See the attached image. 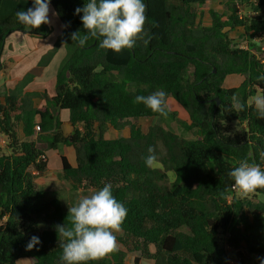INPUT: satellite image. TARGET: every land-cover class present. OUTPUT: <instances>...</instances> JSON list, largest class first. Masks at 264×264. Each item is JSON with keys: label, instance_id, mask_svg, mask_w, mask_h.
<instances>
[{"label": "trees", "instance_id": "1", "mask_svg": "<svg viewBox=\"0 0 264 264\" xmlns=\"http://www.w3.org/2000/svg\"><path fill=\"white\" fill-rule=\"evenodd\" d=\"M175 1L145 0L147 19L136 46L114 53L100 48L95 38L83 48L72 42L73 32L84 31L82 13L74 10L87 0H51L73 48L56 73L52 96L24 87L40 75L59 44L0 103V131L6 137L5 148L0 147V264L23 258L30 264H58L57 225L71 226L70 215L60 199H40L36 178L48 172L47 151L62 145L74 150V164L60 153L61 174L74 190L111 183L113 195L128 209L117 235L124 249L89 264H128V253L135 254L131 264H260L264 199L236 195L227 173L242 160L264 167V119L251 106L255 95L264 94V82L256 79L264 73V59L250 45L238 46L226 29L242 28L264 40V0ZM209 1L225 2L226 11L211 9L210 24L203 25L199 8ZM237 5L254 15L238 14ZM31 6L32 0H0V55L14 31L48 33V25L26 31L27 25L18 22L16 11ZM233 74L242 81L225 87V78ZM160 88L182 106L187 118L179 122L194 139L159 124L145 132L137 123L160 115L134 97ZM35 96L45 99L43 106H34ZM237 101L248 105L243 112L235 108ZM61 110L69 113L68 136ZM167 117L178 120L179 111L169 107ZM233 122L239 130L231 128ZM109 128H127L128 134L105 138ZM149 146L162 169L146 167ZM170 169L177 177L168 186ZM253 193L264 198V188ZM32 235L42 243L28 249ZM227 246L235 251L234 262Z\"/></svg>", "mask_w": 264, "mask_h": 264}, {"label": "clouds", "instance_id": "2", "mask_svg": "<svg viewBox=\"0 0 264 264\" xmlns=\"http://www.w3.org/2000/svg\"><path fill=\"white\" fill-rule=\"evenodd\" d=\"M238 11L239 5H237ZM50 12L58 15L51 8V0H32V6L26 10L16 11L19 23L39 28L50 25ZM84 31L79 30L71 34L72 42L83 48L92 39L100 41V48L120 53L125 49H133L137 39L144 32L147 19V5L145 0H87L83 7H77L74 14H81ZM240 14V13H238ZM145 41V44L149 43ZM256 79L264 82V73ZM134 102L143 104L152 113L166 117L169 110L168 94L158 89L149 95H136ZM248 105L236 102L235 108L243 112ZM258 119H264V94L257 95L252 105ZM148 155L144 158L146 167L157 170L163 168L154 147L149 146ZM264 160V151L261 152ZM227 176L234 182V186L241 192L250 193L258 188H264V167L247 160L239 162L238 166L228 171ZM170 182L177 177L175 169L167 171ZM128 209L113 195L111 183H105L102 188L91 195L79 198L70 208L71 226L65 223L57 225L61 236L59 247L62 254L58 264H89L98 261L106 255L118 250L117 233L127 216ZM39 236L32 235L26 245L28 249L41 245ZM264 264V257L258 258Z\"/></svg>", "mask_w": 264, "mask_h": 264}, {"label": "rangeland", "instance_id": "3", "mask_svg": "<svg viewBox=\"0 0 264 264\" xmlns=\"http://www.w3.org/2000/svg\"><path fill=\"white\" fill-rule=\"evenodd\" d=\"M170 2L175 3L176 1L170 0ZM51 8L54 9L52 6H51ZM245 8L246 7L239 5L241 15H243V14L244 15H250V16L254 15V13L251 12V10L247 11ZM211 9L215 10L219 13H225V11H226L225 2L210 1V2L202 5L199 8V10L201 11L200 21L203 25H209L210 24L209 11ZM54 11L56 12V10H54ZM49 15H50V19H51V24L48 25L49 26L48 33L45 36H39V35H35V34H28V36L33 35V36H37V37H43L42 40L44 41L48 37H50L51 35H54L55 33L59 32V25H64L62 20L60 19V17L58 15L53 16L51 12ZM29 30L32 31L33 28H31L30 26H27L26 31H29ZM226 31H227L229 38H231L233 40V42H235L238 46H244L245 47L246 45H250L252 47V50H253V48L255 49L254 52L256 53V55L260 59H264V40H257L254 37L251 38L249 36V34L245 33L242 30V28H237V29H233V30L226 29ZM24 33L27 34L29 32H24ZM24 33L20 32V31H14L6 37V39H5V43H6L5 51L7 53L11 50V48H13L15 50V52H22L28 46L29 42L24 43L22 40L23 35H25ZM56 44H59V46H61V47L63 44L65 50L68 52L67 54L70 53V50L73 48V46L71 44V41L68 38V35L66 34V28L62 34H60L59 36L56 37V39L54 41V45L44 55H46V54L48 55V53L55 48ZM29 46H30V44H29ZM58 47L56 48L55 52L57 51ZM41 58H40V60H41ZM63 61L64 60H62V62ZM62 62H61V64H62ZM5 63L9 64L10 62H8L6 60ZM37 63H39V62H37ZM61 64H60V66H61ZM60 66H59V68H60ZM39 76L40 75L35 76V77H39ZM228 77H229L228 81L224 82V86H226V87L237 86L243 79V77L241 75H237V74L229 75ZM2 95H3L2 92H0L1 97H2ZM256 96L257 95H255L254 97H256ZM254 97H253V99H254ZM168 102H169V105L172 109L179 111V119L178 120L177 119H170L167 116L166 117L158 116V117L142 118V119H139L137 121V123L140 125V127L145 132L148 130L149 126L154 125V124H159V125H162L164 128L175 132L176 134H178V136H180L182 138L194 139L195 138L194 132L192 130H185V128L181 125V122H179L180 120L183 121L185 118H187L186 112L184 111L182 106L180 104H178L172 98H169ZM63 128H64L63 129L64 134L68 136L71 132V129L66 128V127H63ZM231 128L233 130H239L240 129V127L238 126V123H236V122L231 123ZM105 134H106L107 138H117L120 136L127 135L128 129L124 128L120 131L116 130V129H110V130L108 129L105 132ZM3 148H5V143H2V149ZM57 149H55L56 154H55V151L49 152L50 172L45 173L39 179V181H40L39 187H40V191H41L40 199H42L44 201H50L53 198H58L61 200V202L63 203V205L66 208H70L79 198H81L82 196H85V195H91L93 192H95L98 189L74 190L71 187L70 183L67 182L61 174V161H60V154H59V153H63L64 155L66 154L67 157H69L71 159V162L74 164L75 163V161H74V156H75L74 150L69 145H62V146L58 147ZM166 184L168 186H170L171 182L169 181V179L167 180ZM235 194L239 195L240 197L246 196V197H248L249 200H251L253 202L264 199L262 195H259L257 193H253V192L244 193V192H241L239 189L236 190ZM182 230L189 233V230L187 227H183ZM116 235H119V233H117ZM118 246L121 247L122 249H124V247L119 243H118ZM227 248L229 249L228 251L230 252V260L232 262H234L235 261V256H234L235 251L230 249V247H228V246H227ZM127 256H128L127 262L130 261V263H132V259L135 256V254L128 253ZM253 259H254L253 261H255V258H253ZM142 264H151V263L149 261L145 260V261H142Z\"/></svg>", "mask_w": 264, "mask_h": 264}, {"label": "crops", "instance_id": "4", "mask_svg": "<svg viewBox=\"0 0 264 264\" xmlns=\"http://www.w3.org/2000/svg\"><path fill=\"white\" fill-rule=\"evenodd\" d=\"M64 30H65L64 25H59V32L55 33L54 35H51L44 41L42 40L43 37H37L33 35L28 36V34L30 33L25 34L23 32L25 35H23L22 40L24 43L29 42L30 46L28 44V46L22 52H15V50L11 48V50L7 53L5 51L6 43L4 42V46L2 48L1 55H0V61L2 64V68L0 69V92H2L3 94L2 97L0 96V103H4L5 93L13 89L15 85L23 78V76L27 72H29L32 68L36 67V65L38 64L37 62H39L40 58L49 49H51V47L54 45V41L56 37L62 34ZM67 53L68 52L65 50L63 44H62V47L59 46L57 51L55 52V54L49 61V63L45 67H43L40 73V76L33 78V80L24 87V91L25 92H40V93H45L47 96H52L55 91L56 73L58 71V68L62 60H64L65 57L67 56ZM6 60L10 63L9 64L5 63ZM228 76L225 78L224 82L228 81V78H229ZM44 103H45V99L42 97L35 96L33 98V104L37 108L43 106ZM59 116H60V119L62 120V127L72 129L69 123V120H68L69 118L68 111L61 110ZM110 129H113V128H109V130ZM20 136L23 137V134L21 132H20ZM104 137L107 138L106 134H104ZM2 143L6 144V137L0 131V147H2ZM50 151H55V154H56L55 149H50L46 153L47 161H48V172H50V165H49V152ZM67 158L71 162V159L69 157ZM74 159H75V156H74ZM40 178L41 176H38L36 178V182L38 183V185L40 183L39 181ZM118 248L122 249L119 246ZM142 261H141V264H142ZM16 264H30V261L28 259L23 258V259H19ZM128 264H131L130 261Z\"/></svg>", "mask_w": 264, "mask_h": 264}, {"label": "built area", "instance_id": "5", "mask_svg": "<svg viewBox=\"0 0 264 264\" xmlns=\"http://www.w3.org/2000/svg\"><path fill=\"white\" fill-rule=\"evenodd\" d=\"M237 7H238V6H237ZM238 13H240V11H238ZM35 129H36V130H40L39 125H36V126H35Z\"/></svg>", "mask_w": 264, "mask_h": 264}, {"label": "water", "instance_id": "6", "mask_svg": "<svg viewBox=\"0 0 264 264\" xmlns=\"http://www.w3.org/2000/svg\"><path fill=\"white\" fill-rule=\"evenodd\" d=\"M215 100L217 104L220 102L219 98H215Z\"/></svg>", "mask_w": 264, "mask_h": 264}]
</instances>
